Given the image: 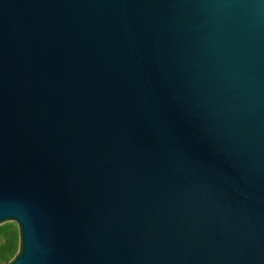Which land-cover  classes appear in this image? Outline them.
Segmentation results:
<instances>
[{
	"label": "water",
	"instance_id": "1",
	"mask_svg": "<svg viewBox=\"0 0 264 264\" xmlns=\"http://www.w3.org/2000/svg\"><path fill=\"white\" fill-rule=\"evenodd\" d=\"M10 264H264V0H0Z\"/></svg>",
	"mask_w": 264,
	"mask_h": 264
},
{
	"label": "rangeland",
	"instance_id": "2",
	"mask_svg": "<svg viewBox=\"0 0 264 264\" xmlns=\"http://www.w3.org/2000/svg\"><path fill=\"white\" fill-rule=\"evenodd\" d=\"M0 227H6L8 233L13 235L15 250L14 253L8 255L4 252V247L7 242V237L4 234H0V264H10L12 263L21 252V241H20V230L18 224L4 225ZM4 252V254H3Z\"/></svg>",
	"mask_w": 264,
	"mask_h": 264
},
{
	"label": "trees",
	"instance_id": "3",
	"mask_svg": "<svg viewBox=\"0 0 264 264\" xmlns=\"http://www.w3.org/2000/svg\"><path fill=\"white\" fill-rule=\"evenodd\" d=\"M0 234H4L7 237V242L4 247V252H7L8 255L13 254L15 250L13 235L7 232L6 227H0Z\"/></svg>",
	"mask_w": 264,
	"mask_h": 264
}]
</instances>
